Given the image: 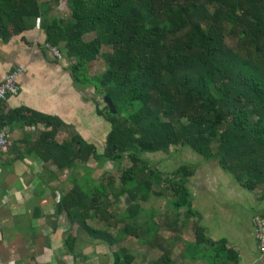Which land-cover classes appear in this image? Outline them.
Here are the masks:
<instances>
[{"label":"trees","instance_id":"obj_1","mask_svg":"<svg viewBox=\"0 0 264 264\" xmlns=\"http://www.w3.org/2000/svg\"><path fill=\"white\" fill-rule=\"evenodd\" d=\"M60 1L0 0V37L20 34L41 18L47 43L69 60L75 84L95 88L106 103L102 113L111 130L104 151L77 136L56 142L63 124L57 117L37 111L19 117L42 125L40 140L69 165L92 157L129 159L120 175L122 193L146 196L154 180L167 183L176 233L194 221L195 241L186 256L239 264L226 241L208 238L196 219L187 187L192 165L163 173L144 155L188 146L217 160L246 189L264 186V0H65L66 15ZM99 58L105 67L94 74L90 63ZM94 201L89 191L74 189L60 208L111 244L110 232L88 222L100 212L109 215ZM139 229L123 227L127 235L139 236ZM169 253L164 249L154 264H168ZM131 260L117 254L115 264Z\"/></svg>","mask_w":264,"mask_h":264},{"label":"crops","instance_id":"obj_2","mask_svg":"<svg viewBox=\"0 0 264 264\" xmlns=\"http://www.w3.org/2000/svg\"><path fill=\"white\" fill-rule=\"evenodd\" d=\"M47 44L37 24L7 39L0 37V82L7 73L24 68L19 93L0 102V130L13 143L10 150L0 151V264H115L117 254H130V264H154L164 249L170 252L168 264H212L186 256L195 241V235L186 231L194 233V221L176 233L167 183L154 180L146 196L136 190L135 197L128 191L122 193L120 175L128 166L122 163L120 167V161L103 157L69 165L60 152L40 140L42 125L28 124L19 117L31 111L57 117L63 124L56 142L77 136L93 144L99 154L104 151L111 124L102 113L106 103L101 93L93 87H78L69 60L58 59ZM170 148L172 156L169 148L151 152L166 162L147 160L159 164L163 173L192 165L187 187L205 235L216 242L226 241L239 264H264L253 224L254 216L264 214V186L248 190L217 160L206 159L188 146ZM165 153L171 156L170 162ZM177 155L185 161L176 168L163 165ZM74 189L89 191L94 205H102L101 210L109 213L101 218L100 212L88 222L110 232L113 243L91 236L71 220L68 210L60 208L63 197ZM130 208L135 215H125L132 212ZM238 209L247 216L245 225ZM125 224L139 227L140 235L125 234Z\"/></svg>","mask_w":264,"mask_h":264},{"label":"built area","instance_id":"obj_3","mask_svg":"<svg viewBox=\"0 0 264 264\" xmlns=\"http://www.w3.org/2000/svg\"><path fill=\"white\" fill-rule=\"evenodd\" d=\"M41 19L37 18V27L40 26ZM48 48L58 58L62 59V52L55 46L47 44ZM24 72L23 67L16 68L10 73H7L0 82V102L5 101L9 96L17 95L20 91L19 79ZM13 143L8 134L4 130H0V151L6 152L11 149ZM254 234L258 241V246L262 254H264V217L256 215L253 218Z\"/></svg>","mask_w":264,"mask_h":264},{"label":"rangeland","instance_id":"obj_4","mask_svg":"<svg viewBox=\"0 0 264 264\" xmlns=\"http://www.w3.org/2000/svg\"><path fill=\"white\" fill-rule=\"evenodd\" d=\"M65 1V0H64ZM59 9H62V13L63 15H66L68 12V8L65 7V4H63L62 6H60ZM93 37V34H89L86 36V39H90ZM106 48H103V50H105ZM93 66L91 68V70H93V73L94 74H97L99 72H101L104 67H105V62L103 59H94V62L92 63ZM175 150V148H174ZM168 151L171 153L173 151V148H169ZM176 151V150H175ZM171 156L174 155V152L170 154ZM171 156H167V153H165L164 157L165 159H169ZM144 157L150 161H156V163H158V161H164L163 158L161 157V155H158L157 153H145ZM171 159H169L167 162H170ZM185 161V158L180 156V155H177V157H174V160L172 163H163V165H166V166H170V168H176L179 164H181L182 162ZM166 162V161H164ZM120 167H122V163L124 165V167H127L130 162H129V159H125L123 160V162H120ZM156 167L160 168V165L159 164H156ZM156 182H159L156 180ZM238 218L240 220V222L242 223V225H245L248 221H247V216L246 214H243V211L242 209H238ZM188 226V224H187ZM190 228V227H189ZM186 230V229H185ZM187 233H190L189 235L192 237H194V233H192L191 231H186ZM255 235V234H254Z\"/></svg>","mask_w":264,"mask_h":264},{"label":"water","instance_id":"obj_5","mask_svg":"<svg viewBox=\"0 0 264 264\" xmlns=\"http://www.w3.org/2000/svg\"><path fill=\"white\" fill-rule=\"evenodd\" d=\"M60 2H61L60 6H62L64 4V0H61ZM110 108L113 110V105L112 104H110Z\"/></svg>","mask_w":264,"mask_h":264}]
</instances>
